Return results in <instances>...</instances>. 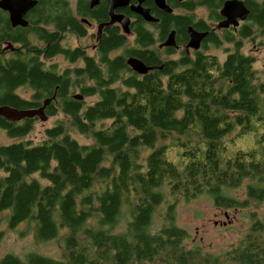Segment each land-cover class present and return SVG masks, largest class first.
<instances>
[{
  "label": "trees",
  "instance_id": "obj_1",
  "mask_svg": "<svg viewBox=\"0 0 264 264\" xmlns=\"http://www.w3.org/2000/svg\"><path fill=\"white\" fill-rule=\"evenodd\" d=\"M253 6L251 24L225 32L233 45L225 60L198 52L144 75L126 63L132 50L108 56L121 38L105 42L97 59L88 57L81 67L59 72L47 65L57 53L71 61L83 54L64 48L44 28L53 11L63 12L59 30L75 23L62 0H40L27 28L8 26L0 10V52L5 41L23 46L10 57L0 53V105L36 108L55 95L46 113L60 110L66 117L38 143H0V220L4 215L11 229L26 224L40 241L57 240L63 256L7 253L0 264H264V221L251 223L228 256L213 254L186 244L175 202L166 203L168 195L192 200L201 194L226 210L264 201V71L243 51L244 40L264 35V5ZM39 23L42 38L49 45L56 41L54 47L30 42ZM73 86L96 101L86 105L70 93ZM19 88L31 91L30 98ZM34 121L0 115V130L24 137ZM67 128L91 141L80 143ZM246 136H255L256 145L246 148L241 141L238 148ZM241 188L240 198L234 191ZM3 236L0 229V242Z\"/></svg>",
  "mask_w": 264,
  "mask_h": 264
},
{
  "label": "flooded vegetation",
  "instance_id": "obj_2",
  "mask_svg": "<svg viewBox=\"0 0 264 264\" xmlns=\"http://www.w3.org/2000/svg\"><path fill=\"white\" fill-rule=\"evenodd\" d=\"M37 1V5H39L40 0ZM62 1L67 5V11L72 14V17H75V23L59 30L57 18L63 16V12L53 11V21L47 24L43 19L44 28L57 34L56 37L61 46L70 50L80 49L83 54L76 61H71L63 53H57L46 61L47 65H55L59 72L66 69L72 70L73 67L77 66L81 67L86 58L94 57L97 59V55L103 49L105 42L111 40L109 43L111 46L123 39L121 45L110 49L108 56L116 58L124 56L126 50H132L134 55H126L125 58L135 57L141 60L149 67L148 74L163 71L166 64L175 66L184 58L193 59L198 52L207 53L206 50L210 47H221L226 42L224 39L225 32L238 33L245 25L253 22L249 18L254 9L253 5H264V0H237L243 3L248 15L245 19L236 17L238 25L235 26L233 23H227L231 15L237 14L236 11L227 9L228 3L234 0H165L167 9L159 7L156 0H130L129 4L125 6L116 5V2L113 4L111 0H98L96 4L93 3V0ZM135 2H140L143 9H148L154 19H145L142 13L131 10V5ZM56 4H61V1L52 5L55 6ZM238 6L240 7L239 12H241L242 5L238 3ZM32 9L25 15L28 22L26 26H13L9 12L0 7V10L3 11L1 15L4 16L8 26L13 29L32 26L30 18ZM122 16H125L129 21L128 32L123 28ZM38 27V31L30 34V42L39 49L42 46L54 47L56 41L50 45L45 42V38H42L39 30L41 23L38 24ZM202 34L205 35L199 46H193L195 37ZM69 36H74L76 43L69 41L67 39ZM85 39H90L93 43L82 45L80 41ZM217 39L222 40L220 46L216 44ZM227 43L233 46L230 42ZM22 48V42L5 41L2 43L0 53L5 52V56L10 57ZM60 57L68 64V67L61 65L60 60L55 61ZM129 67L131 68V66ZM132 71L138 75H144L133 69ZM72 92L70 90L71 94ZM73 95L78 99H85L81 93H74Z\"/></svg>",
  "mask_w": 264,
  "mask_h": 264
},
{
  "label": "rangeland",
  "instance_id": "obj_3",
  "mask_svg": "<svg viewBox=\"0 0 264 264\" xmlns=\"http://www.w3.org/2000/svg\"><path fill=\"white\" fill-rule=\"evenodd\" d=\"M67 39L76 43L74 36H69ZM80 43L82 45H89L93 43V41L85 39L81 40ZM229 47H231L230 44L224 42L221 47H210L206 52L217 55L219 60L223 61L226 56L224 49ZM243 51L255 57L254 67L256 69L264 71V35H256L255 33L252 37L244 40ZM57 60H60V64L64 67H68V64L64 62L61 57L55 59V61ZM72 89V94L81 93L79 86L76 88L73 86ZM17 92L25 98H30L32 93L25 88H19ZM96 98L97 97H85L84 101L86 105H88L94 103ZM47 115L48 118L45 121L35 118L32 130L24 137H10L5 130H0V143L9 144L23 139H30L38 143L45 137V130L47 128L52 127L58 120L66 121V117H64L60 110L55 115ZM108 122V120L105 121V123ZM101 124L100 122V125ZM97 126H99V122ZM67 129L71 131V134L80 143L91 141L90 136L86 138L76 130ZM256 140L257 138L255 136H246V138L241 139L237 143L238 148L241 147V141L247 148L255 146ZM2 174L3 173L0 172V176ZM34 177H39V175L36 174ZM234 194L240 198L244 197V189L235 190ZM168 202H175L176 224L187 231L188 238L185 240L186 244L188 246H199L202 251L213 254L223 255L227 251L231 252L237 245L242 243L246 235L251 232V223L254 224L257 220L264 221V201L261 203L252 201L249 207L228 210L216 206L213 199L206 194H201L192 200H184L180 196L177 198L168 195L166 203ZM166 203L159 206L155 218V225L160 224L159 214L166 208ZM4 218L5 216L2 215L0 220V229L4 231L3 239L0 242V260L7 253H13L20 257H24L31 251H36L56 259L62 258L64 253L63 248L57 240L43 242L36 239L33 229L26 224H20L18 227L11 229ZM229 252L226 253L227 256Z\"/></svg>",
  "mask_w": 264,
  "mask_h": 264
},
{
  "label": "water",
  "instance_id": "obj_4",
  "mask_svg": "<svg viewBox=\"0 0 264 264\" xmlns=\"http://www.w3.org/2000/svg\"><path fill=\"white\" fill-rule=\"evenodd\" d=\"M97 2L98 0H93V3L96 4ZM111 2L113 4L114 2H116V5L125 6L129 4L130 0H111ZM156 2L159 7L167 9L165 5V0H156ZM37 3H38L37 0H0V7L9 12L10 20L13 26H17V25L26 26L28 22L25 19V15L29 12V10L34 8L37 5ZM238 3L242 5L241 12H239L240 7L238 6ZM227 9L231 11H236L237 13L236 15H231L228 18L227 21L228 24L233 23L236 26L238 25V21L236 20V17L245 19L248 15V11L243 5V3L237 0L230 1L227 5ZM131 10L142 13L145 19L152 20L153 18L148 9L142 8L140 2H135L134 4H132ZM121 18H122L123 28L126 32H128L129 21L126 19L125 16H122ZM204 35L205 34L196 36L195 43L193 44V46L198 47ZM127 63L129 64V66H132L133 69H135L138 73H147L149 71V67H147L141 60L135 57H129L127 59ZM54 98L55 96L46 99L40 107H36V108L18 109L10 105H2L0 106V115L10 121H16V122L26 118H36V117L45 121L48 118L45 109Z\"/></svg>",
  "mask_w": 264,
  "mask_h": 264
},
{
  "label": "bare ground",
  "instance_id": "obj_5",
  "mask_svg": "<svg viewBox=\"0 0 264 264\" xmlns=\"http://www.w3.org/2000/svg\"><path fill=\"white\" fill-rule=\"evenodd\" d=\"M129 65V64H128ZM131 68L133 69V67L131 66ZM134 71H136L135 69H133ZM137 72V71H136ZM139 74H146V73H139Z\"/></svg>",
  "mask_w": 264,
  "mask_h": 264
}]
</instances>
